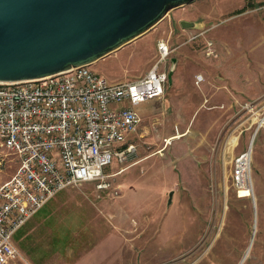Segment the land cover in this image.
I'll return each mask as SVG.
<instances>
[{
    "label": "rangeland",
    "instance_id": "rangeland-1",
    "mask_svg": "<svg viewBox=\"0 0 264 264\" xmlns=\"http://www.w3.org/2000/svg\"><path fill=\"white\" fill-rule=\"evenodd\" d=\"M210 2L167 9L88 64L112 80L131 78L149 65L158 38L174 58L159 100L139 110L134 152L103 167L108 185L88 180L58 190L13 234L33 264H264V118L253 123L264 107V6L219 0L213 11ZM179 9L194 10L185 20L210 28L187 39L200 27L180 26ZM203 37L216 57L203 56ZM248 145L249 187L237 188L232 157ZM16 162L0 145V181Z\"/></svg>",
    "mask_w": 264,
    "mask_h": 264
},
{
    "label": "built area",
    "instance_id": "built-area-1",
    "mask_svg": "<svg viewBox=\"0 0 264 264\" xmlns=\"http://www.w3.org/2000/svg\"><path fill=\"white\" fill-rule=\"evenodd\" d=\"M208 28L201 25L187 39ZM170 51L166 39H156L151 62L131 78L112 80L89 65H76L36 78L0 80V145L17 160L0 181V264H33L12 236L58 190L88 180L108 185L103 167L134 152L129 136L139 122L135 106L162 95ZM215 51L213 41L203 37V56ZM263 118L264 107L254 116L256 127ZM245 150L232 157L230 176L237 188L248 184Z\"/></svg>",
    "mask_w": 264,
    "mask_h": 264
},
{
    "label": "water",
    "instance_id": "water-1",
    "mask_svg": "<svg viewBox=\"0 0 264 264\" xmlns=\"http://www.w3.org/2000/svg\"><path fill=\"white\" fill-rule=\"evenodd\" d=\"M190 1L0 0V80L88 65L141 34L167 9ZM173 65L170 58L166 79Z\"/></svg>",
    "mask_w": 264,
    "mask_h": 264
},
{
    "label": "crops",
    "instance_id": "crops-1",
    "mask_svg": "<svg viewBox=\"0 0 264 264\" xmlns=\"http://www.w3.org/2000/svg\"><path fill=\"white\" fill-rule=\"evenodd\" d=\"M210 1H211V2H210V3H211V7H210V9L213 10V11L216 10V9L214 8V6H213V2H214V4H216V3L218 4V1H219V0H210ZM255 1H256L257 4H260L261 6H264V0H255ZM215 2H216V3H215ZM226 2H227V1H226ZM225 4H226V3H225ZM216 6H217V5H215V7H216ZM192 7H193L194 9H196V13L198 12V10H199L198 13H201V14L203 13L202 10H200V9H199L194 3L192 4ZM196 13H195L194 10H191V9H190V10H189V9H179V10L176 12L177 21L180 20V19H189V18H192V17H194V14H196ZM195 23L197 24V25L195 26L196 28H199L201 25H204V26L206 25V24H204L203 22L199 23V21H196ZM210 24H211V23H210ZM207 25H208V24H207ZM215 50H216V47H215ZM217 54H218V51L216 50L215 53H214V55H212V56H210V57H216ZM207 58H208V57H207ZM100 63H101L100 61H93V62L91 63L90 66H91V67H94L95 65L100 64ZM160 97H161V96H159V97L156 98L155 100L158 101ZM145 103H146V102H139L138 104H136L135 108H136V111H137L138 115H139V110H140L141 108L144 107L143 105H144ZM139 118H140V116H139ZM229 135H231V134H229ZM229 135H228V136H229ZM237 135H238V133L235 134V135H231V136H229L230 138H232V140H230V141H231L233 144L235 143V141H236V139H237ZM229 137H228V138H229ZM228 138H227V140H228ZM51 197H52V196H51ZM51 197H50V198H51ZM50 198H49V199H50ZM47 200H48V199H47ZM47 200H46V201H47ZM46 201H45V202H46ZM45 202H44V203H45ZM44 203H43V204H44ZM43 204H42V205H43ZM34 213H35V212H34ZM28 218H29V217H28ZM28 218H27V219H28ZM27 219H26V220H27ZM26 220H25V221H26ZM25 221H24V222H25ZM22 224H23V223H22ZM22 224L16 229V231L22 226ZM16 231H15V232H16ZM15 232H14V233H15ZM250 240H251V239H250Z\"/></svg>",
    "mask_w": 264,
    "mask_h": 264
},
{
    "label": "bare ground",
    "instance_id": "bare-ground-1",
    "mask_svg": "<svg viewBox=\"0 0 264 264\" xmlns=\"http://www.w3.org/2000/svg\"><path fill=\"white\" fill-rule=\"evenodd\" d=\"M177 135H178V134L175 133V134H173V135H170V136L166 137V138H165L166 143L169 142V139H170V138H172V137H176ZM173 139H174V138H173ZM250 139H251V138H250ZM249 145H250V143H249ZM249 145L246 147V150H245V154H246V156H247V154H248L249 151H250V147H249ZM246 180H247V178H246ZM248 185H249V184H247L246 186L238 187V188H247V187H249ZM253 233H254V230L252 231V234H253ZM251 237H252V235H251ZM247 250H248V248H246V250H245L243 256L246 255ZM243 258H244V257H243Z\"/></svg>",
    "mask_w": 264,
    "mask_h": 264
}]
</instances>
